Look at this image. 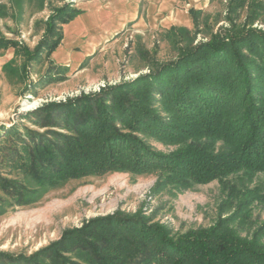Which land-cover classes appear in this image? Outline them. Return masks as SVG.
Instances as JSON below:
<instances>
[{
  "label": "trees",
  "instance_id": "obj_1",
  "mask_svg": "<svg viewBox=\"0 0 264 264\" xmlns=\"http://www.w3.org/2000/svg\"><path fill=\"white\" fill-rule=\"evenodd\" d=\"M250 5L254 9L246 21L253 23L231 22L222 30L225 36L181 51L175 61L141 80L33 113L42 127H60L66 134L29 132V143L22 135L15 140L0 136L4 163L35 185L28 189L0 176V190L18 207L36 203L70 180L113 171H159L153 193L167 186L184 190L220 181L227 198L218 221L208 229L174 236L141 213H115L65 231L30 257L2 253L0 264H264V224L253 229L250 220V207L264 203V193L245 186L264 173V31L253 28L264 4L253 0ZM82 13L69 5L57 10L47 20L35 53L24 50L29 61L45 51L51 54L63 39L57 25H67ZM190 14L195 18L200 12ZM18 46L0 37V50ZM139 135L183 147L169 155L158 153ZM236 175L242 190L226 182Z\"/></svg>",
  "mask_w": 264,
  "mask_h": 264
},
{
  "label": "rangeland",
  "instance_id": "obj_2",
  "mask_svg": "<svg viewBox=\"0 0 264 264\" xmlns=\"http://www.w3.org/2000/svg\"><path fill=\"white\" fill-rule=\"evenodd\" d=\"M81 1L0 0V37L19 45L0 50L1 138L15 140L17 134L29 143V132L47 135L48 130H53L66 134L60 127H42L38 123L40 117L33 113L52 103L96 95L141 80L161 65L175 61L181 51L209 42L215 36H225L222 30L229 28L231 22L253 23L246 21L254 9L250 5L253 0H211L209 9L193 18L191 29L173 27L175 31L171 28L143 33L127 30L102 46L73 47L68 53L62 49L65 25H57L63 36L60 45L51 54L45 51L37 60L29 61L24 50L35 53L46 35L47 20L67 5L78 9ZM256 2L264 4V0ZM261 12L253 28L264 31V9ZM154 94L158 99L159 94ZM138 137L153 151L166 155L183 147L182 143ZM221 148L222 143H218L217 150ZM0 176L21 182L28 189L35 188L20 171L5 164L1 155ZM160 177L159 171L142 175L113 171L70 180L23 207L16 206L13 197L0 190V254L30 257L58 241L65 231L115 213H141L151 224L165 226L174 236L208 229L218 221L219 208L227 198L220 181L184 190L167 186L153 193ZM238 179L237 175L231 176L226 182L242 190L244 185ZM245 186L264 193V173ZM233 211L226 209L222 216L229 217ZM250 215L253 229L262 226L264 203H253Z\"/></svg>",
  "mask_w": 264,
  "mask_h": 264
},
{
  "label": "crops",
  "instance_id": "obj_3",
  "mask_svg": "<svg viewBox=\"0 0 264 264\" xmlns=\"http://www.w3.org/2000/svg\"><path fill=\"white\" fill-rule=\"evenodd\" d=\"M211 0H82L83 13L63 28L62 49L99 47L127 30L191 29V10L205 12Z\"/></svg>",
  "mask_w": 264,
  "mask_h": 264
}]
</instances>
